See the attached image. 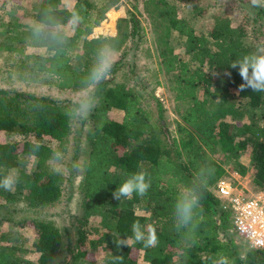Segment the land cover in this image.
Returning <instances> with one entry per match:
<instances>
[{"label":"trees","instance_id":"1","mask_svg":"<svg viewBox=\"0 0 264 264\" xmlns=\"http://www.w3.org/2000/svg\"><path fill=\"white\" fill-rule=\"evenodd\" d=\"M153 1L166 22L167 33L176 31L189 41V59L168 43L160 47L158 72L168 77L174 100L187 104L171 142L169 137L163 138L164 126L154 118L151 108L144 107L141 95L123 84L107 79L94 83L90 79L93 67L99 64L96 57L106 47L119 49L137 34L139 24L132 16L120 18L117 36L87 39L120 0H106L97 10L98 16L93 15L89 0H75L73 8L64 6L62 0H42L34 21L45 29L42 40L35 44L45 45L49 54L36 57L32 63L20 57L18 67L54 76L60 88L94 85L92 128L84 130L87 120L79 113L80 102L0 88V135L24 136L19 141L0 140V183L6 179L13 182L10 190L0 186V208L20 199L29 207L41 208L62 198L66 178L48 162L57 152L52 144H63L78 121L75 158L81 152L83 135L90 145L78 186L81 208L101 217L104 230L100 239L109 249L104 264H219L221 258L227 264H264V249L242 253L231 213L215 194L217 181L227 174L216 155L219 145L227 143L232 144L233 157L251 145L252 184L264 188V92L240 91L243 81L238 70L230 67L231 62L254 52L245 41L247 32L230 15L219 12L214 14L211 32L198 34L168 0ZM246 3L252 4L251 0ZM257 8L262 15L263 8ZM67 25H71V35L60 29ZM25 40L0 16V52L23 54ZM81 40L82 48L75 52ZM119 67L117 61L109 71L115 73ZM212 99H216L215 105ZM248 108L261 110L262 119L244 121ZM112 110L121 111V119L111 118ZM161 110L160 105L158 118ZM30 159L34 160L33 168H28ZM136 172L146 174L150 182L147 193L116 200L113 193ZM181 199L195 200L188 223L177 214ZM140 207L144 214L137 211ZM134 222L144 231L147 225L155 228L156 246L145 248L133 240L128 246H117L118 240L133 235ZM29 223L37 233L34 251L38 259L33 264H82L81 259L97 264L86 245L83 227L88 225V217L79 220L82 228L76 245L68 242L63 262L58 259L64 245L61 229L49 220L33 219ZM95 230L100 232V228ZM16 247L7 245L0 250V264H21Z\"/></svg>","mask_w":264,"mask_h":264},{"label":"rangeland","instance_id":"2","mask_svg":"<svg viewBox=\"0 0 264 264\" xmlns=\"http://www.w3.org/2000/svg\"><path fill=\"white\" fill-rule=\"evenodd\" d=\"M42 0H0V16L8 23H12L14 29L21 36H25V51L23 54L0 52V88L10 91H26L36 95H46L59 100L80 102L81 109L79 113L82 118L87 120L85 131L92 127L90 118L95 99L91 96L94 85L88 88H60L56 85L54 76L44 73H33L27 69L19 68V60L27 59L32 63L38 56L49 54L45 45H36V40H42V30L44 26L34 21L35 13L39 10ZM248 0H168L175 6L179 17L186 19L196 30L198 34H209L211 32L214 20V14L225 12L230 15L234 23L242 25L247 35L246 43L252 47L255 52L258 46L264 45V6L262 15L257 7ZM94 8L93 15L98 9H102L106 0H89ZM159 2V1H158ZM75 0H62L66 7L73 8ZM134 16L138 21L139 28L134 37H129L119 49L106 47L101 56L96 57L100 62L102 59H108L110 67L117 61L120 67L117 72H108L107 80L113 83L123 84L128 89L133 90L142 97L143 105L154 111V118L164 126L163 138L169 137L171 142L175 133L177 121L180 119V112L186 109L187 104L176 102L174 94L170 90L168 77L158 72L160 60V47L168 43L175 52L189 59L188 38L176 31H166V22L162 20L159 14L157 4L153 0H120L117 6L110 8L105 18L101 20L98 26L92 29L87 39L98 38L100 36H117L119 33L118 24L120 18H130ZM20 24V25H19ZM132 27L130 23L129 29ZM45 29V28H44ZM67 35L72 34L71 25L61 27ZM83 40L75 48L78 52L82 48ZM123 57V58H122ZM202 95L203 90L199 91ZM237 92V91H236ZM215 105L216 99H212ZM212 103V104H213ZM244 104V103H243ZM162 106L161 117L159 115V106ZM245 109L244 106H239ZM249 109V108H248ZM109 116L113 119H121L122 112L112 110ZM262 111L259 109H249L244 121H260ZM78 122V121H77ZM74 123V132L61 145L54 142L52 147L57 150L54 158L49 160L50 167L66 178L64 193L62 198L54 205L32 208L25 200H18L13 205L0 208V250L7 245H17L15 252L21 264L37 263L38 253L34 251V244L37 238L36 229L29 223L33 219L49 220L54 222L62 231L64 245L58 253L59 262H63L67 254L68 242L75 247L79 237L78 231L81 225L80 219L88 217V225L83 227L87 231V248L96 259L97 264H104L109 254V249L104 246L100 239L103 228L101 227V217L99 215H89L81 208L82 195L79 191V183L84 172V163L88 157L90 145L83 135L81 141V152L76 155V130L79 123ZM22 135L12 133L0 135V140L19 141L23 140ZM238 140V139H236ZM168 141V140H167ZM232 144L219 145V151L216 158L227 170V173L235 170H244L250 179H253V166L251 164L250 144L246 149L239 152L237 157L231 153ZM34 160L30 159L28 168H33ZM14 176V173H12ZM140 214L145 211L137 208ZM87 216V217H86ZM100 228V232L95 229ZM149 229L146 226L145 231ZM235 239L241 244L240 248L245 255L252 247L244 239L235 234ZM131 242V240H128ZM82 264H88L86 260L81 259Z\"/></svg>","mask_w":264,"mask_h":264},{"label":"clouds","instance_id":"3","mask_svg":"<svg viewBox=\"0 0 264 264\" xmlns=\"http://www.w3.org/2000/svg\"><path fill=\"white\" fill-rule=\"evenodd\" d=\"M251 2L256 7L264 6V0H251ZM230 67L238 70L243 81L239 85L240 91L251 89L253 92H264V45L258 46L255 52L243 55L231 62ZM109 69L110 63L108 59H102L97 66L93 67L90 73V79L94 83L107 79ZM56 155L59 156V153ZM12 183L10 179H6L0 183V186L6 190H10ZM149 187L150 182L146 180V174L144 172L132 173L119 185L113 193V197L116 200H120L122 197H131L133 193L143 197ZM194 204L195 200L189 201L187 199H181L177 202V214L184 223H188L191 219ZM132 233L133 235L131 237L118 240L116 242L117 246H128V240L142 243L145 248L154 247L158 243L155 228H150L146 235L139 222H134L132 225ZM219 264H227L226 259L221 258Z\"/></svg>","mask_w":264,"mask_h":264},{"label":"built area","instance_id":"4","mask_svg":"<svg viewBox=\"0 0 264 264\" xmlns=\"http://www.w3.org/2000/svg\"><path fill=\"white\" fill-rule=\"evenodd\" d=\"M215 194L231 213L233 232L252 248L264 249V188L235 170L217 181Z\"/></svg>","mask_w":264,"mask_h":264}]
</instances>
